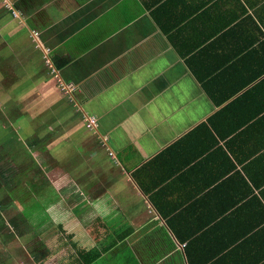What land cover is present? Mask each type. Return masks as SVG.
<instances>
[{"label": "crops", "instance_id": "1", "mask_svg": "<svg viewBox=\"0 0 264 264\" xmlns=\"http://www.w3.org/2000/svg\"><path fill=\"white\" fill-rule=\"evenodd\" d=\"M36 90L59 184L0 264H264V0H0V113Z\"/></svg>", "mask_w": 264, "mask_h": 264}, {"label": "rangeland", "instance_id": "2", "mask_svg": "<svg viewBox=\"0 0 264 264\" xmlns=\"http://www.w3.org/2000/svg\"><path fill=\"white\" fill-rule=\"evenodd\" d=\"M33 39V37L31 38ZM43 57H48L49 49L43 50ZM53 67V66H52ZM57 77V76H56ZM55 77V78H56ZM55 80V88L52 91L53 94L51 95V101H53L57 96H60V99L62 97H66V101L70 104L73 103V98L69 95L73 94V90L70 88L72 85H67L61 82L60 80ZM24 89L26 87V84L23 85ZM70 88L72 90L71 93L66 92ZM42 92L33 91L31 98L29 96H26L27 101H32L34 105H28V108L31 110L37 109L35 112V115L24 119L21 121L20 124L17 123L16 118H8V120L5 119L3 116V113H0V146H1V152L9 151L10 158H12V162H10V167H5V172H8L9 170L18 169L22 165H24V158L26 153L29 154V159L31 163L30 169L26 172L28 174L34 167V163L36 159H41V156L39 155V151L32 152V149L29 148L28 145L33 144L37 145V141L41 140L42 134L40 125H44L45 122L48 123V126L45 127L46 132L44 135L46 136V140L50 141L53 139L54 131L51 129L50 121V115H51V108L52 102L50 101V104H46L42 99ZM55 111H60L57 106L53 107ZM40 124V125H39ZM33 125V126H31ZM31 126V127H30ZM49 127V128H48ZM51 127V128H50ZM37 129V132L32 134V130ZM89 129V128H88ZM58 144V141H51L50 147H53ZM28 151V152H27ZM35 160V161H34ZM43 166H38L34 175H38V179L35 178V180L30 179L26 177V175L22 176V179L20 183L15 185L12 189L9 190V192H6L4 190L3 183H0V217H3L5 220V223L2 227H0V241H15L16 238H18V241H20L21 238H25V231L21 230L24 226V217L22 215V210L29 211L36 206V203L32 206L31 199H34L35 202L38 201L37 191L40 188V185L43 181L59 184L58 181H55L56 178H58L59 175L56 176H47L42 175V171L46 170L43 169ZM49 169V168H48ZM47 169V170H48ZM39 170V171H38ZM60 171H62L61 168H59ZM4 172V166L1 165L0 167V173ZM41 173V175H40ZM4 175V174H3ZM34 219H41V211H38L35 216L31 218V220ZM16 223V225H13V223ZM10 224V225H7ZM7 227H11L10 229H6ZM18 229V232H17ZM17 234V236H14ZM17 241V240H16ZM9 247V246H6Z\"/></svg>", "mask_w": 264, "mask_h": 264}, {"label": "trees", "instance_id": "3", "mask_svg": "<svg viewBox=\"0 0 264 264\" xmlns=\"http://www.w3.org/2000/svg\"><path fill=\"white\" fill-rule=\"evenodd\" d=\"M41 146H42V142H38L37 145H29L30 149H32V151L36 153L37 151H39V153L41 152L42 149ZM8 152H9L8 150L1 152V146H0V167L1 165L4 166V172L6 170L5 167H10L9 163L12 162V158H10ZM23 161L25 163L20 168L9 170L8 172L5 173H0V183L1 184L3 183L4 185L3 188L6 192H9L10 189H12L18 183H20L22 176L26 175V172L31 167L28 153H26Z\"/></svg>", "mask_w": 264, "mask_h": 264}, {"label": "built area", "instance_id": "4", "mask_svg": "<svg viewBox=\"0 0 264 264\" xmlns=\"http://www.w3.org/2000/svg\"><path fill=\"white\" fill-rule=\"evenodd\" d=\"M95 126H96V120H95V118H93V117H89V118H88V122H87V127H88L90 130H93Z\"/></svg>", "mask_w": 264, "mask_h": 264}, {"label": "flooded vegetation", "instance_id": "5", "mask_svg": "<svg viewBox=\"0 0 264 264\" xmlns=\"http://www.w3.org/2000/svg\"><path fill=\"white\" fill-rule=\"evenodd\" d=\"M58 78V77H57Z\"/></svg>", "mask_w": 264, "mask_h": 264}]
</instances>
